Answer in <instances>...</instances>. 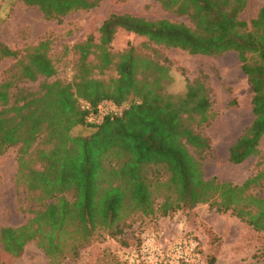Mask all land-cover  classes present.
Segmentation results:
<instances>
[{"label":"trees","instance_id":"1","mask_svg":"<svg viewBox=\"0 0 264 264\" xmlns=\"http://www.w3.org/2000/svg\"><path fill=\"white\" fill-rule=\"evenodd\" d=\"M20 1L38 8L48 20H61L92 10L102 0ZM158 1L189 23L112 14L100 28L99 44L90 38L76 45L80 58L70 81L57 78L49 42L24 53L0 42V60H17L0 84V156L16 148V183L47 202L30 210L33 216L22 226L0 230L7 255L18 258L36 242L52 263L61 264L78 258L100 232L112 239L123 237L138 215L164 218L200 204L231 212L264 235V162L259 160L257 172L241 185L206 178L212 143L198 129L216 118L206 82L199 78L188 84L185 94H170L168 66L134 46L120 53L110 47L122 29L190 55L237 53L252 88L255 118L229 148V162L240 165L252 157L260 159L262 153L264 6L247 22L240 15L249 0ZM91 55L94 62L88 60ZM111 71L115 75L104 78ZM25 82L37 86H21ZM81 101L94 107L112 103L124 113L90 124ZM78 127L92 132L77 134ZM143 241L127 247H139ZM197 241L204 264H216V256H204ZM97 264L125 262L110 256Z\"/></svg>","mask_w":264,"mask_h":264},{"label":"rangeland","instance_id":"2","mask_svg":"<svg viewBox=\"0 0 264 264\" xmlns=\"http://www.w3.org/2000/svg\"><path fill=\"white\" fill-rule=\"evenodd\" d=\"M263 6L264 0H249L247 8L240 15L241 19L250 22ZM112 14H128L151 21L167 19L189 23L187 17L165 10L158 0H102L92 10L75 12L61 20H48L38 8L26 6L20 0H0V42L22 53L43 41L49 42V55L57 68V78L70 81L73 67L80 58L79 52L75 50L76 45L90 38L95 44H99L100 28ZM129 46H134L138 52L170 68L172 81L167 84L168 93L185 94L188 84L199 78L209 87L216 118L209 125L198 129L212 143V152L205 160L206 178L241 185L254 175L258 170L259 160L264 162V137L260 144V159L252 157L240 165L229 162V148L255 119L252 111V88L242 71L238 54L190 55L186 51L157 46L144 37L118 30L110 46L112 52H123ZM88 60L94 62V55ZM16 62L13 58L0 60V84L10 75ZM94 72L99 78L98 70ZM115 73L106 72L104 78ZM42 80L43 78L40 81ZM21 86L35 89L37 84L25 82ZM233 100L235 105L231 104ZM74 132L88 135L92 130L78 127ZM17 153L16 148H11L0 156V230L22 226L33 216L30 210L39 209L47 203L39 202L38 194L29 193L16 183ZM258 190L260 188L253 191ZM162 231L176 239L191 236L197 240L198 237L204 256L215 255L216 264H264V235L231 212L221 213L207 204H200L193 211L180 210L164 218L151 219L138 215L123 237L112 239L100 232L94 243L83 249L78 258L66 259L61 264H97L110 256L121 259L126 250L138 247L127 246L137 243L140 238L144 240ZM0 264L54 263L36 242H31L18 258L4 253L0 243Z\"/></svg>","mask_w":264,"mask_h":264},{"label":"built area","instance_id":"3","mask_svg":"<svg viewBox=\"0 0 264 264\" xmlns=\"http://www.w3.org/2000/svg\"><path fill=\"white\" fill-rule=\"evenodd\" d=\"M90 124H100L109 117H121L124 108L112 103H101L97 107L81 101ZM125 264H204L199 254V242L194 237L176 239L166 232H157L144 239L137 248H130L123 254Z\"/></svg>","mask_w":264,"mask_h":264}]
</instances>
